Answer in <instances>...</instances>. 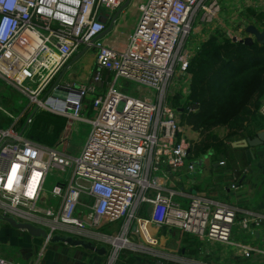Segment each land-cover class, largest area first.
Here are the masks:
<instances>
[{
	"label": "built area",
	"instance_id": "2783aa9c",
	"mask_svg": "<svg viewBox=\"0 0 264 264\" xmlns=\"http://www.w3.org/2000/svg\"><path fill=\"white\" fill-rule=\"evenodd\" d=\"M125 1L0 0V79L32 106L21 130L0 123V216L38 224L48 236L81 239L122 221L121 235L101 234L112 246L108 264H125L118 256L132 246L129 233L155 244L149 225L174 227L249 257L254 248L232 240L233 231L253 234L250 227L264 223V212L176 187L181 170L192 173L196 165L187 161L193 155L177 117L183 108L172 107L170 95L189 88L188 66L197 51L192 36L221 20L225 1L142 0L122 47L105 45L100 36L117 23ZM90 48L94 61L84 82L61 76L74 55ZM119 79L135 83L139 94L123 92ZM38 111L63 117L65 130L86 125L81 149L70 153L29 138L25 128ZM49 177L54 181L47 188ZM240 187L233 176L228 188ZM141 205L151 208L145 216L137 212ZM0 264L19 263L0 257Z\"/></svg>",
	"mask_w": 264,
	"mask_h": 264
},
{
	"label": "crops",
	"instance_id": "0c3cea01",
	"mask_svg": "<svg viewBox=\"0 0 264 264\" xmlns=\"http://www.w3.org/2000/svg\"><path fill=\"white\" fill-rule=\"evenodd\" d=\"M141 1L132 0L129 2L136 13ZM123 10L124 7L121 6L114 15L118 25L121 22L117 18L122 15ZM113 25L114 23L100 36L102 42L108 46L114 44L113 40L107 38ZM130 26L121 32L115 28L113 33H122V38H125L132 28V25ZM83 53H78L70 59L69 68L65 74L68 79L77 83L84 82L88 78L93 66V51L86 58H82ZM92 57L93 61H91ZM71 67L72 71L69 70ZM91 115V112L84 113V116ZM86 133L87 131L74 153L81 149ZM187 161H194L196 170L191 173L182 169V178L176 187H183L189 192L206 194L221 201L233 202L243 209L264 212V174L259 180L254 179L252 171L248 168L236 173L225 165H218L220 160L209 162L202 156H190ZM233 176L237 177L238 183L241 185L238 191L228 188ZM49 178L46 183L47 188H50L54 181L53 178ZM43 198L47 202L53 201L47 192L44 193ZM179 200L185 203V198ZM137 212L145 216L147 207L141 205L137 208ZM121 223L122 221H117L105 224L98 229H90L93 236L91 238L83 237L95 247L104 249L103 253H98L81 246L49 242L41 236L30 234L25 229L11 226L7 221H0V257L19 264H108L112 246L101 239V234L113 237L121 235ZM36 227H39L38 224ZM250 228H254L253 234L245 233L235 227L232 235V240L244 242L254 248L249 257L243 256L242 252L233 246L212 241H200L177 228L165 225L148 226L149 234L156 240L153 245L146 244L139 234L129 233L127 237L132 246L120 249L118 257L125 264H264V223H260L256 228L251 225Z\"/></svg>",
	"mask_w": 264,
	"mask_h": 264
},
{
	"label": "rangeland",
	"instance_id": "374dc122",
	"mask_svg": "<svg viewBox=\"0 0 264 264\" xmlns=\"http://www.w3.org/2000/svg\"><path fill=\"white\" fill-rule=\"evenodd\" d=\"M130 1L132 0L125 1L126 5L124 6L123 13L117 18L119 22H121L120 25H118V22L115 23L112 26L110 33L107 34V38L114 41V47H122L128 34L125 35V38H122V33L114 34L113 30L117 28L118 32H121L126 30L130 25H133L136 12L132 9V6H130ZM218 1H225L224 5L221 6V20L218 19L208 25H202L199 35L192 36L193 41L190 45H192L193 48L197 46L198 50L199 45L211 36L219 38L221 42L223 40L231 42L235 41L236 37H244L248 35L245 31L247 25H253L258 30L264 29V3H261V1L258 4L257 2H254V0ZM90 54H92L91 48L84 51L82 58H86ZM91 61H93V57L91 58ZM71 63L72 61L70 64ZM72 67L69 69L70 71H72ZM65 74L66 72L64 70L61 76L66 77ZM177 82L178 85L185 87V81L183 79H179ZM119 83L122 85L121 90L123 92L130 95L139 94V90L135 83L123 79H119ZM188 87L189 88L185 91L186 94L183 93L180 88H174L170 95V105L175 108H183L182 110H179L177 117L182 129L181 134L189 143L190 154L193 155L192 157L202 156L208 159L209 162L223 160L225 166L234 170L236 173L242 172L244 168H248L252 171V177L259 180L262 174H264V145L240 148L233 147L231 142L245 137H252L251 135L246 134L251 130L257 132L264 128V116L261 112L262 106L264 105V95L260 98V103L256 107L254 113L248 115L240 126L229 128L228 126L220 125L211 128L209 134L217 137V139L214 140L215 142H217V140H224L225 144L220 147L218 146L219 148L217 149L221 151L208 150L206 153L197 154L195 152V144L200 140H207L205 138L207 136V131H201V128H195L189 121V114L195 113L197 107L187 104L191 101L189 98L191 88L190 83ZM87 97L89 99L92 96L91 94H88ZM185 107L186 109H184ZM31 109L32 106L25 95L18 92L12 85L7 84L0 79L1 125L7 126L13 124L15 129L21 130L23 128V121ZM251 109L253 111L254 107H251ZM7 114H10L12 118ZM33 118V122L25 128L26 134L31 132L33 128V135H37L40 138L44 135H50L54 147L57 149L64 148L70 153L77 151L84 138L85 131H87L86 126L83 124L80 126L73 125L65 130V122L56 120L52 123H44L45 117L37 114H34ZM240 131H243V134L245 135H240ZM64 135H67L66 139H63ZM209 140L212 139L208 138V143Z\"/></svg>",
	"mask_w": 264,
	"mask_h": 264
},
{
	"label": "trees",
	"instance_id": "16d2710c",
	"mask_svg": "<svg viewBox=\"0 0 264 264\" xmlns=\"http://www.w3.org/2000/svg\"><path fill=\"white\" fill-rule=\"evenodd\" d=\"M188 72L191 101L187 104L197 107L195 113L189 114V121L195 128L207 131V140L196 143L195 152L221 151L217 149L225 144L224 140L215 142L217 137L209 134L211 128L220 125L229 128L240 126L248 115L254 113L264 95V43L253 42L247 46L239 41L221 42L219 38L211 36L199 45L190 60ZM251 107H254L253 111ZM35 114L43 115L44 123L56 120L63 122L64 119L45 111ZM33 133L32 128L27 136L34 141L52 145L50 135L40 138ZM255 133L251 130L246 135L254 136ZM240 135L245 134L240 131ZM207 137L212 139L209 143Z\"/></svg>",
	"mask_w": 264,
	"mask_h": 264
},
{
	"label": "water",
	"instance_id": "95a60500",
	"mask_svg": "<svg viewBox=\"0 0 264 264\" xmlns=\"http://www.w3.org/2000/svg\"><path fill=\"white\" fill-rule=\"evenodd\" d=\"M125 5L126 3L122 5V8ZM111 25L112 23L109 24L105 32L109 30ZM245 31L248 35L238 40L239 42L247 46H250L253 42L264 43V30L259 31L255 26L247 25L245 28ZM52 95L54 97H62V95L57 91L53 92ZM231 145L233 147H240V148H250V147H257V146L264 145V129L257 131L255 135L252 137H245V138H241L239 140L233 141L231 142ZM150 210L151 208L150 206H148L147 212H150ZM0 221H7L11 226L25 229L30 234L35 235V236H41L44 239H47V241L49 242H63L71 246H81L83 248H87V249L93 250L98 253L104 252L103 248L95 247L90 241H86L80 238L79 239L74 238L69 235L53 234L51 236H48L47 233L42 228L36 227L28 222H18L12 217L3 218L0 216Z\"/></svg>",
	"mask_w": 264,
	"mask_h": 264
},
{
	"label": "snow or ice",
	"instance_id": "6c2138e0",
	"mask_svg": "<svg viewBox=\"0 0 264 264\" xmlns=\"http://www.w3.org/2000/svg\"><path fill=\"white\" fill-rule=\"evenodd\" d=\"M15 167V166H14Z\"/></svg>",
	"mask_w": 264,
	"mask_h": 264
}]
</instances>
